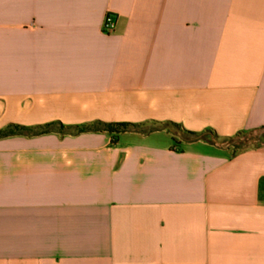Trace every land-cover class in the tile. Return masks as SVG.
I'll use <instances>...</instances> for the list:
<instances>
[{
  "label": "crops",
  "instance_id": "0c3cea01",
  "mask_svg": "<svg viewBox=\"0 0 264 264\" xmlns=\"http://www.w3.org/2000/svg\"><path fill=\"white\" fill-rule=\"evenodd\" d=\"M97 120L263 128L264 0H0V129ZM0 264H264V145L0 136Z\"/></svg>",
  "mask_w": 264,
  "mask_h": 264
},
{
  "label": "trees",
  "instance_id": "16d2710c",
  "mask_svg": "<svg viewBox=\"0 0 264 264\" xmlns=\"http://www.w3.org/2000/svg\"><path fill=\"white\" fill-rule=\"evenodd\" d=\"M58 125V128L56 127ZM176 127L183 135L185 141H198L203 140L208 144L216 147L217 141L225 140L228 141V146L216 147L220 150L229 151L232 148V152L229 155H235L238 152L250 148L264 145V127L257 130L240 131L232 136L219 135L212 129H206L203 131H193L182 127L180 124L174 121H145V122H130V121H102L97 120L91 123L84 124H72L65 125L61 122H47L35 126H26L17 123H10L7 128L0 129V136H6L11 134H39L49 131H59L62 134H78L81 132L88 131H107L111 134H119L127 131H135L140 133L149 134L158 130H165L171 132L170 127ZM263 133H259V132ZM176 135V133H173ZM116 138L113 137L115 142ZM258 143V145L256 144ZM218 144V143H217ZM256 144V145H255Z\"/></svg>",
  "mask_w": 264,
  "mask_h": 264
},
{
  "label": "built area",
  "instance_id": "2783aa9c",
  "mask_svg": "<svg viewBox=\"0 0 264 264\" xmlns=\"http://www.w3.org/2000/svg\"><path fill=\"white\" fill-rule=\"evenodd\" d=\"M116 27V16L112 12H107L103 24H102V31L107 34H111L115 31Z\"/></svg>",
  "mask_w": 264,
  "mask_h": 264
},
{
  "label": "rangeland",
  "instance_id": "374dc122",
  "mask_svg": "<svg viewBox=\"0 0 264 264\" xmlns=\"http://www.w3.org/2000/svg\"><path fill=\"white\" fill-rule=\"evenodd\" d=\"M170 129H171V135L173 136V139H174V141H175V143H179V142H182V141H185L184 139H183V135H180V133L181 132H179L178 131V129L176 128V127H170ZM173 133H176V135H174ZM259 133H263L262 131L261 132H259ZM218 143V144H217ZM217 143H216V147H224V148H226L225 146H228V141H225V140H220V141H217ZM257 145H258V143H256ZM255 144V145H256ZM261 146V145H260ZM229 148L232 150V148L229 146ZM231 150H229L230 152H232ZM227 152V153H230V152Z\"/></svg>",
  "mask_w": 264,
  "mask_h": 264
}]
</instances>
